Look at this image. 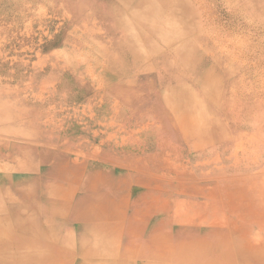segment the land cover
I'll list each match as a JSON object with an SVG mask.
<instances>
[{
    "label": "rangeland",
    "instance_id": "rangeland-1",
    "mask_svg": "<svg viewBox=\"0 0 264 264\" xmlns=\"http://www.w3.org/2000/svg\"><path fill=\"white\" fill-rule=\"evenodd\" d=\"M96 2L111 13L155 6L166 21L164 30L178 35L167 40L170 44L152 39L150 58L122 63L115 75L118 58L106 54L117 48L112 33L122 27L126 32L128 25L138 30L133 21L104 18L94 5L71 6L68 0H0V222L9 219V211H24L28 221L43 218L52 201L49 193L66 195L69 189L57 185L71 181L76 186L66 195L72 201L71 221L87 220L90 226L79 231L84 237L62 246L53 231L35 221L41 236L50 235L69 257L72 253L70 264H114V256L115 264L120 259L185 264L176 259L178 248L166 252L170 236L184 231L202 237L214 225H223L227 233L229 221L242 228H237L238 241L257 235L254 244L263 243L264 225L254 221L259 212L244 216L255 192L241 189L246 209L238 217L219 191L264 189V0ZM183 46L181 53L170 51ZM149 50L141 47L137 54L146 56ZM199 62L205 71L193 69L194 80L182 73ZM145 70L149 74L141 76ZM175 93L182 99L167 107ZM181 130H188L189 144L181 141ZM70 162L84 171L65 172ZM124 177L132 187L120 192L132 196L125 210L110 200L118 197L117 183ZM91 182L99 186L89 190ZM92 203L94 209L86 213ZM186 208L194 209L195 220H186ZM133 215L132 234L152 235L146 250H136L152 258L134 260L136 251L113 248L116 236L105 227L104 216L114 224ZM215 251L220 257L228 248L216 245ZM258 251L246 252L250 264H256ZM219 257L215 264L226 260Z\"/></svg>",
    "mask_w": 264,
    "mask_h": 264
},
{
    "label": "bare ground",
    "instance_id": "bare-ground-1",
    "mask_svg": "<svg viewBox=\"0 0 264 264\" xmlns=\"http://www.w3.org/2000/svg\"><path fill=\"white\" fill-rule=\"evenodd\" d=\"M68 3L71 6L72 5H84V4L85 5L86 4L94 5L97 8L98 12L101 13L104 16V18H109V17L113 18V17H115V18L119 19V21H121V22H131V21H133L134 25L137 24L138 30L134 26L128 25V28H127L126 32H124L125 30L122 27V30H120L118 32L116 31L117 33H112L115 36V38H116L113 41H115V45H116L117 48L114 51H108L107 50L106 54L110 55V56H108V58H112L114 56H116L118 58V61H116V65L117 66H115V68H113V73H112V74H115V75L117 73H119L120 68L118 70V67L120 65L122 66V63L126 65V63L129 60H132V61L135 60V61L143 62V61H146L148 58H150L151 55H153V53L155 52L154 48L152 49V44H153L151 42L152 39L159 40V41L161 40V41H163L165 43L170 44L167 40H172V38L174 36L178 35V34H176L177 32L176 33L173 32L175 30H173L172 32H171V30L169 32L164 30L166 21H164L162 19L161 14H159V12L157 11V8L155 6L151 7L149 10L146 9V8H143V7L136 8V9L132 10L131 6H129L130 10L122 11V10H115L114 9L115 13L114 12L111 13V9L109 8L108 5H98L96 0H90V1H87V0H68ZM173 5H174V3H173ZM90 9H92V8H90ZM126 9H128V8H126ZM83 17L85 18V16H83ZM96 18H97V16H96ZM112 22H114V21H112ZM156 24H161V25L163 24V27H161L160 25H156ZM116 25H117V23H116ZM122 32H123V35L121 34ZM124 38L125 39L129 38L132 41L130 46L125 45L124 43L122 44V40ZM106 43H108V42H106ZM112 43L113 42H111V44ZM96 44H98V43H96ZM141 47H148L150 49L146 56H141V57L138 56L137 53H138V51H139V49ZM184 48H186V47L183 46V48H181V49H179L177 47V48L173 49V51L172 50H170V51L173 52V54H175V53H177L179 51L181 53ZM105 51H106V49H105ZM101 52H102V50H101ZM104 54H105V52H104ZM99 55H101V54H99ZM183 58H184L185 61H189V62L193 61V59H189L188 57H183ZM167 62L170 63L169 60H167ZM132 63H134V62H132ZM170 68H168V70ZM193 69H195L198 72H204L205 71L204 63L203 62H199V63H197V65L192 67L191 70H188L186 68V69L183 70L182 73H184V74H188L189 73L188 76H192V78L191 77L190 78H191V80H194L196 73L192 72ZM149 72L150 71L145 70L144 72L142 71V73H140V75L141 74L146 75V74H149ZM217 73H218V71H217ZM213 74H215V73H213ZM232 75H231V77L233 79ZM208 76H209V74H208ZM209 79H208V81H209ZM158 80H159V78H158ZM176 82L177 81H174V80L170 81V83H173V84L176 83ZM220 83H222V80H220ZM164 84H166V83H164ZM176 90H177V88H176ZM182 96L186 97L185 94L182 95ZM186 98H189V97L187 96ZM172 99H173V102L170 101L169 103H167L166 104L167 107L169 105L173 106L177 102L179 103V101L182 98H181V95L175 93L173 95ZM216 101H218L217 98H216ZM194 102H195V100H194ZM176 110H177V108H176ZM165 111H167V110H165ZM170 113H167V114H170ZM163 115H165V114H163ZM165 116L168 117L169 115L168 116L165 115ZM188 128H190V127H188ZM187 131L188 130H181L180 131L181 133L179 134V136L181 138V141L186 142V143L189 142V139L186 137L187 134H188ZM192 132H196V130L192 131ZM197 147H199V146H197ZM248 188L250 190H252L253 192H255V196L252 197L254 199H248L247 200L249 202L250 207H249V209H247L244 212V216H246V217H250L251 216L252 217V215L254 216L257 212H259L257 214L258 216L256 218H254V221H255L256 224L259 223L260 225H264V189L257 188V187H248V186H245V188L242 187V186L241 187H236V188L235 187L234 188H230L228 186V187H224V189H221V191H219V192L223 193V197H222L223 200H226L229 204L230 203L233 204V206H234L233 210H234L236 216L239 217L241 212H243V210L246 209L245 205L242 204V201H244L245 199L242 198L243 191L241 189H243L246 192L248 190ZM214 193H216V192H214ZM228 203L226 205H228ZM249 205H246V206H249ZM62 206L64 207L65 205H62ZM95 206H98V202H97V204ZM105 206H104V208H105ZM219 206L221 207V203L219 204ZM184 207H185V205H184ZM57 208L60 210L61 206H57ZM23 212L24 211H21L20 213H18V211H16V212L12 213V212L9 211V219L5 220L6 222H0V264H70L72 262V260H71L72 259L71 258L72 257V253H71V257H69L70 256V252L68 251V249L63 248V247L62 248L58 247L57 244H55V242L51 239L52 237L50 235L41 236L42 232L40 233L38 230H36L37 229L36 222H35L36 220L31 219V221H28L27 216H29V215L27 213H23ZM51 212H52V214H54L52 210L50 212H49V210H47L46 215H48V214L51 215ZM193 212H195L193 208H192L191 212H190L189 208L188 209L186 208L185 217H186V220L188 222L195 220V215H193ZM17 213H18V216H17ZM30 216L32 218L34 217L33 215H30ZM259 216H260V218H258ZM100 219H102V218L100 217ZM226 225H227L226 226L227 233L224 231L225 229H224L223 225L222 226L214 225L213 227H215V230L213 232H211V233H208L206 236L203 235L202 237H196L194 235H189L188 232L184 233V231H180L179 233L176 232L177 234H175V239L172 238L173 236H170V238L168 240L166 239L168 241V243H169V245H167L166 248H165L166 252L168 253L170 250H172V249L175 250V249L178 248L179 252H177L178 250L175 251L177 253V258L176 259H177L178 262H181V263H185V264H189V263H192V264H197V263L198 264H213L212 256L210 255V252H213L214 247L216 245H218V246H221L222 248H228V253L225 254V255H221L219 257V260H220V258H225L226 259V260H224V262L220 261L221 263H223V264H250V262L248 260L249 257L246 256V252H249L251 248H257V250H262V251H260V252L258 251L259 254H258V256L255 259L256 264H264V252H263L264 251V242L259 244V245H255L254 243L257 241L256 239L258 238L257 235H255V236L253 235V237H251V239L254 242H252V240H246V239H243L241 241L239 239V241H238V239H237L238 237H237L236 234H237V231H238L237 228L239 226L236 227L233 224V222H231V221H229V223L226 224ZM192 227H194V226H192ZM192 227H188V228L190 229ZM222 227H223V230H222ZM239 228L242 229L241 227H239ZM183 229H185V227ZM235 229H236V231H235ZM190 230H192V229H190ZM46 232L50 233L51 231H50V229H47ZM163 232L167 233V231H162V233ZM165 238H167V235H165L163 239H165ZM189 250L192 251V252L189 253L188 252ZM73 253L75 254L74 251H73ZM85 254L86 253L84 252V253L81 254V256L85 255ZM135 255L136 256H134L133 259L134 260H138V261L145 260V259H148V258H152V257H149L146 253L139 252V251H136ZM81 256H79V257H81ZM153 258H155V255L153 256ZM159 259L160 260L161 259L164 260V256L163 257H159L157 260H159ZM122 260H124V259H122ZM122 260L120 259V263L121 264H123V263L125 264V262H123ZM112 261L115 264L119 260H118V258H116L114 256V257H112ZM81 264H93V263H90V262L86 263V261H84Z\"/></svg>",
    "mask_w": 264,
    "mask_h": 264
},
{
    "label": "crops",
    "instance_id": "crops-1",
    "mask_svg": "<svg viewBox=\"0 0 264 264\" xmlns=\"http://www.w3.org/2000/svg\"><path fill=\"white\" fill-rule=\"evenodd\" d=\"M70 165H66L65 167V172L70 168H74L75 166H73V164L70 162L68 163ZM75 165V164H74ZM75 168H79V170L81 172H83V167L80 165V166H77ZM103 180V178H101ZM53 185H51L49 187V190L52 188ZM57 186H60V187H63V188H68L69 191L66 195H69L72 193V189H76V186L72 184L71 181H67L65 184H62V185H57ZM90 188L89 190L91 189H96L99 185L97 184V182H91V184L89 185ZM117 187H119L117 189V192H118V197L115 198H110L111 200V204L114 203V204H117L119 203V205H121L123 207V210H125V207L126 206H130L131 205V199H132V196L129 194H124V193H120L122 191H125V190H129L131 192V186H130V183H129V178H123V179H119V182L117 183ZM128 191V192H129ZM49 193V191H48ZM73 193H75V191H73ZM66 195H56L53 194V196H51V192L49 193V198L52 199V201H49L50 204H48V208L47 210H49V212L52 210L54 214H52L51 212V215H45L42 217H38L39 219H37V217L35 216V214H33L35 216L37 222L40 223L41 227L42 228H46V229H51V232L53 231V236L56 237L57 239H59L61 241V244L62 246H65V245H72L74 243H78L79 240L84 237V234L83 236H81V233L79 232L80 230H85L84 228L86 226H90V224L87 222V220L85 218L82 219L81 217V221H75V223H77L78 225H75L73 224V221L72 220V214L70 212L73 211V207H72V204H71V199L70 201L67 200L66 198ZM104 198H109L107 196H104ZM131 198V199H130ZM94 201V199H93ZM62 205H65L66 207H63ZM57 206H61V209L60 210L57 208ZM68 206H70L68 208ZM91 209H94V204H91L88 208H87V211L86 213L91 210ZM55 211V212H54ZM106 214V213H105ZM135 216L133 215V217H131L130 219H123V220H115L114 222L116 223H111L113 222V220L110 218H105V222H103L105 224V227L107 229L110 230V232L116 236V240H117V243L116 245L113 246V248H120V249H125L127 252H134V251H137L136 249L140 248V247H143V250H146V247L149 246L151 244V239H152V235L151 233H149L147 236L143 235V236H138L136 237L135 235L132 234V230L135 229V225L133 224V222H135V219L134 218ZM102 218V217H101ZM117 231H123L127 234H121L116 232ZM162 232V230H160ZM50 232V233H51ZM78 235V241L75 240V236L73 235ZM81 236V237H80ZM203 236V235H202ZM127 240V242L125 241ZM139 243H138V242ZM142 251V250H140ZM145 253H147L145 251ZM210 255L212 256V261L214 263V260L216 257H219V253H216L215 252H210ZM198 264V263H197ZM215 264V263H214ZM218 264H223V263H220V261H218Z\"/></svg>",
    "mask_w": 264,
    "mask_h": 264
}]
</instances>
